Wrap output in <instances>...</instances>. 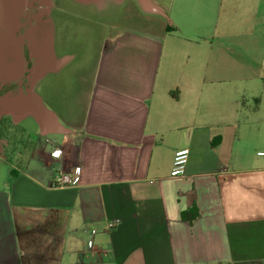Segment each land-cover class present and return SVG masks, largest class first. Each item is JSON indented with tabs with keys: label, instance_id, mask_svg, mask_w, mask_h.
Wrapping results in <instances>:
<instances>
[{
	"label": "crops",
	"instance_id": "obj_1",
	"mask_svg": "<svg viewBox=\"0 0 264 264\" xmlns=\"http://www.w3.org/2000/svg\"><path fill=\"white\" fill-rule=\"evenodd\" d=\"M155 7L164 12L145 28H88L92 49L48 98L71 111L37 92L63 70L61 47L20 81L46 108L35 114L44 136L5 149L20 160L7 161L0 186V264H264V0ZM225 7L240 27L223 25ZM43 19L11 15L8 38ZM14 113L0 106V128L15 129ZM183 148L185 175L174 178ZM61 171L77 184L51 187Z\"/></svg>",
	"mask_w": 264,
	"mask_h": 264
},
{
	"label": "rangeland",
	"instance_id": "obj_2",
	"mask_svg": "<svg viewBox=\"0 0 264 264\" xmlns=\"http://www.w3.org/2000/svg\"><path fill=\"white\" fill-rule=\"evenodd\" d=\"M162 3L168 4L171 0H37L34 3L32 0H0V106L9 105L15 110L14 114H18L12 119L16 124L15 129L5 131L0 128V186L10 169L7 161L17 165L20 160L19 157L13 160L10 157L11 153L5 152L8 145L18 150L29 138L37 141V138L44 136L35 114H43L46 108L65 114L76 107V103L67 99L60 104L61 109H57L58 104L48 98L53 99L54 90L58 87L54 86L55 83L69 85L74 76L75 61L82 55L86 56L92 49L88 39L91 30L88 28L91 26V29L96 30V35L102 33L107 22L109 24L115 22L121 28H145L156 18L157 13H160L158 10L164 12V8L155 7V4ZM26 6L29 7L27 13L20 14L27 8ZM38 10L44 11V19L23 31L24 42L21 40L12 42L7 36L11 15L20 20H27ZM228 14L229 8L225 7L223 25L240 27L241 23L229 19ZM60 47L70 53L64 58L62 65L65 62L66 64L63 70L60 73L48 72L45 83L43 80L37 87V92L39 89L40 94L47 100L46 104L44 103L46 108L43 102H29L21 95V92L26 95V88L21 90L20 81L25 80L27 75L32 77L38 69L37 66L42 64V60L46 67L41 68L48 70L50 67L47 65L51 64L54 50L61 51ZM32 67H35L33 71ZM64 88L67 90L66 97H69V87ZM256 106L257 103L254 101L249 102L245 111L240 114H249L248 107Z\"/></svg>",
	"mask_w": 264,
	"mask_h": 264
},
{
	"label": "built area",
	"instance_id": "obj_3",
	"mask_svg": "<svg viewBox=\"0 0 264 264\" xmlns=\"http://www.w3.org/2000/svg\"><path fill=\"white\" fill-rule=\"evenodd\" d=\"M62 154V150H54L52 152V157H58ZM190 155V149L183 148L180 150H177L174 155L173 160V166L171 170V176L174 178H179L185 175L186 171V165L188 163ZM257 155L260 157H264V150L258 151ZM80 172V168H76L74 174H78ZM74 174L72 172H58L54 176V180L51 184V187H66V186H73L77 184V179L75 178ZM118 221H112L109 222L106 226L107 230H112L118 226ZM97 230H92V235L94 236L96 234ZM87 245L89 248H92L94 245V240L91 238Z\"/></svg>",
	"mask_w": 264,
	"mask_h": 264
},
{
	"label": "water",
	"instance_id": "obj_4",
	"mask_svg": "<svg viewBox=\"0 0 264 264\" xmlns=\"http://www.w3.org/2000/svg\"><path fill=\"white\" fill-rule=\"evenodd\" d=\"M36 1H37V0H32V3L36 2ZM12 36H13L14 40H21V41L24 42V39H23L22 37H20V36H16V27H14V28L12 29ZM31 93H32V92L29 90V91H28L29 96H30ZM29 98H31V96H30ZM27 99H28V97H27ZM31 101L36 102V103L38 102L35 98L31 99Z\"/></svg>",
	"mask_w": 264,
	"mask_h": 264
},
{
	"label": "trees",
	"instance_id": "obj_5",
	"mask_svg": "<svg viewBox=\"0 0 264 264\" xmlns=\"http://www.w3.org/2000/svg\"><path fill=\"white\" fill-rule=\"evenodd\" d=\"M195 209H196V208H195ZM198 215H199V211L197 210L196 216H198ZM182 217H183V218L191 219V217H192L191 212H184V213L182 214Z\"/></svg>",
	"mask_w": 264,
	"mask_h": 264
}]
</instances>
